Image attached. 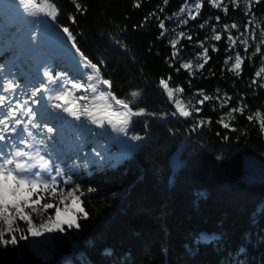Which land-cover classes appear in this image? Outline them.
Wrapping results in <instances>:
<instances>
[{
    "label": "trees",
    "instance_id": "16d2710c",
    "mask_svg": "<svg viewBox=\"0 0 264 264\" xmlns=\"http://www.w3.org/2000/svg\"><path fill=\"white\" fill-rule=\"evenodd\" d=\"M77 2L87 9L83 15L75 12L71 0H36L40 7L55 4L60 15L57 27L38 37L35 44L29 40L33 22L39 30L50 18L38 8L24 11L15 4L5 7L0 23L4 17L9 29H0V46L8 40L28 39L19 55L5 52L0 57V73L15 78L21 85L29 81L35 84L43 66L50 63L57 72L78 76L74 50L58 30L59 25L69 26L81 50L94 62L103 59L108 65L102 72L104 78L112 80L116 95L157 116L133 118L129 136L140 135L143 139L139 141L129 140L107 125L105 131L86 120L73 121L72 117L53 120L58 129L53 155L59 154L64 161L62 167L70 169L68 174L85 193L81 206L88 217H78L79 229L65 227L64 232H52L50 238L47 233L37 237L27 234V239L20 240L17 234L15 246H0V264H264V183L251 184L240 179L255 172V165L245 159L247 154L257 156L256 167L264 173V133L259 130V117L251 123L238 117L232 123L239 131L229 132L227 142L221 139L227 130L215 124L219 114L227 109L217 105V110L212 111L210 101L205 102L200 115L211 117L212 127L199 133L189 134L185 131L187 123L171 116L158 118L161 113L175 110L158 88L159 78L169 74L170 86L185 88L177 98L194 102L197 90L215 95L219 88L220 94L227 92L234 100L237 93L244 94L249 105L247 114L255 116L259 110L264 115V89L254 93L248 87L254 71L261 66L258 59L253 58V63L246 60L241 77H233L224 65L227 55H233L227 51V30L221 32V41H214L212 23L199 27L209 18L217 30L225 23L242 25L247 19L242 11L246 0H239L236 8L229 5L227 17L204 0L199 14L192 10L194 6L190 9L195 20L180 13V8L191 0H168L166 5L163 0ZM137 2L139 8L134 7ZM160 7L164 9L162 13ZM251 8L255 15L250 18L260 32L264 30V0ZM152 12L164 19L169 29L163 39H157L160 30L155 17L145 27H139ZM68 13L76 15L77 25L67 20ZM217 15L221 16L220 22H215ZM177 18H187L188 24L178 23ZM173 28L176 34L183 31L193 37L192 41L180 38L177 47H182L181 62L198 59L202 49L196 45L201 41L209 48L210 59L204 69L190 75L183 69L176 73L167 66L165 59L171 58L172 52L168 41L176 38L170 31ZM232 33L235 35V30ZM21 55L25 56L23 60L18 59ZM260 79L264 80V73ZM133 89L141 92L143 103L140 97L129 96ZM104 104L105 101L89 99L85 106L100 109L98 114L103 115ZM217 131L221 137L216 136ZM189 140L193 141L182 155L186 163L174 172L172 156ZM93 149L101 153L102 161L95 157ZM85 153L88 167H72L74 161L81 165L85 162ZM88 188L95 191L88 192ZM52 202L59 206L58 201ZM54 213L55 209L48 210V214ZM5 238H9L7 234ZM241 247L244 253L239 252Z\"/></svg>",
    "mask_w": 264,
    "mask_h": 264
},
{
    "label": "snow or ice",
    "instance_id": "6c2138e0",
    "mask_svg": "<svg viewBox=\"0 0 264 264\" xmlns=\"http://www.w3.org/2000/svg\"><path fill=\"white\" fill-rule=\"evenodd\" d=\"M71 2L75 6L76 13L81 15L86 13L87 9L82 7L77 0H71ZM207 2L211 8L221 10L226 17L229 13V5L233 8L240 6L239 0H228V3L224 0H207ZM163 3L166 5L168 0H163ZM260 3L261 0H246L242 11L247 19L242 25L235 22L230 25L225 23L217 30L211 18L199 25L203 29L206 23H212L211 39L214 41H221V32L227 30L225 36L227 51L232 52L233 55H227L224 65L233 77H241L242 65L246 60L253 63V58L258 59L261 66L259 70L254 71L248 84L254 93L257 89H264V80L260 79L264 73V30L258 32L250 18L255 15L251 6ZM12 4H15L18 10L24 11L38 8L50 18L47 22L52 23L53 26H56L60 15L55 4L40 7L36 0H14L12 3L5 4L4 7ZM193 6L196 14H199L204 6V0H191L190 4H185L180 8V13L195 20L196 16L190 10ZM134 7L139 8L140 3H135ZM159 11L162 13L163 7H160ZM152 17H155L160 30L157 39H163L169 29H166L165 20L161 19L156 12L146 16L139 27H145ZM166 19L172 20L173 17H166ZM67 20L73 26L78 23L76 15L72 13L67 14ZM220 20L221 16L217 15L215 22H220ZM178 23L187 25L188 19L185 18L182 21L178 19ZM33 25L29 40L35 44L39 37V30L35 26V21ZM58 30L62 31L66 40L70 42V48L74 50L72 55L76 58L78 76L70 75L68 71L57 72L49 63L43 66L38 83L33 84L29 81L28 84L21 85L15 78H6L0 83V246L2 247L15 246L18 243L17 234L20 240H25L28 238L27 234L37 237L44 233L64 232L65 227L79 229L78 217L84 219L88 217L87 211L81 206L83 204L81 197L85 193L73 180L72 175L68 174L70 169L67 166L62 167L64 161L59 154L53 155L55 148L53 141L58 131L52 123L53 120H67L68 117H72L73 121L86 120L105 131H107V125L111 126L113 132L122 134L129 140L139 141L143 139L140 135L129 136V127L135 122L133 118L143 117L146 114L157 116V113H148L143 107H135L131 100L118 97L112 90V80L104 78L102 69L106 70L108 67L105 61L99 59L94 62L90 59L78 46L77 36L69 26L59 25ZM232 30H235V35ZM170 31L176 33L175 28ZM181 37L187 41L193 39L192 35L183 31L177 33L176 38L168 41L172 52L171 58H166L165 63L168 67L174 68L176 73H180L183 69L193 75L198 69H204L205 64L208 63L209 48L201 41L196 45L202 49V52L197 54L198 59L195 65L192 61L181 62L182 47H177ZM213 48L215 49V45ZM229 61H231L230 65ZM176 64L179 66L176 67ZM2 68L3 66L0 65V70ZM221 74H223V69ZM211 75L215 76L216 73L211 72ZM171 80V74L167 78H159L158 88L175 110L161 113L158 118L171 116L178 121L186 122L188 126L185 131L189 134L199 133L203 129L212 127L211 117L200 115L204 111L205 102L210 101L212 111L217 110V105L220 109H227L220 113L215 121L221 129L227 130L222 137L220 131L215 133L225 142L230 138L229 132L239 131L232 123L238 117L250 123L259 117V130L264 133V115L259 110L255 112V116L247 114L249 105L245 102L244 94L237 93L234 100L233 96L227 92L220 94L219 88L216 89L217 94L215 95L206 94L203 89H199L193 94L198 98H195L194 102L189 99L185 104L175 96V93L183 94L185 88L170 86ZM89 93L92 94L91 97ZM129 96L133 99L140 97V103H143L142 94L138 89L130 90ZM89 99L105 101L103 115L98 114L100 109L92 110L85 106ZM50 144L52 148L49 147ZM92 151L100 161L104 159L99 151L96 149ZM87 156L88 154L85 153V162L82 165L74 161L72 167L87 168L89 163ZM69 185L71 187L65 191V187ZM93 191L95 189L88 188V192ZM52 201H58L62 207H58ZM50 209H55L54 216L48 214ZM6 234L9 237L7 239ZM239 252L244 253L245 249L241 247Z\"/></svg>",
    "mask_w": 264,
    "mask_h": 264
},
{
    "label": "rangeland",
    "instance_id": "374dc122",
    "mask_svg": "<svg viewBox=\"0 0 264 264\" xmlns=\"http://www.w3.org/2000/svg\"><path fill=\"white\" fill-rule=\"evenodd\" d=\"M3 2V0H0V4ZM193 11H195V9L193 8L192 9ZM51 24L48 22L46 25H43L40 29H39V37H42L44 35H47L50 31H51ZM5 29H9V26H6ZM174 36H176V33H174ZM27 39L28 38H24L22 41L18 42L17 45H14L12 46L11 43H9L10 47L12 49H18V48H21V47H24L26 45V42H27ZM20 50L18 51V54L20 53ZM17 54V55H18ZM20 59L21 58H25L24 55H21L19 57ZM202 58V57H201ZM185 61H189V60H185ZM193 64L195 65V63L197 62V60L195 59V61L193 60L192 61ZM178 93H175V96H177ZM178 99H180L181 101H183L185 104L187 103L188 100L182 98V97H179ZM185 161H182L181 159V164H184ZM251 166L255 165V172H250V173H256V174H264L263 171H262V168L261 167H256V163H253V164H250ZM177 172V171H176ZM58 207H62V205H59ZM52 236V232L51 233H47V237H51Z\"/></svg>",
    "mask_w": 264,
    "mask_h": 264
},
{
    "label": "water",
    "instance_id": "95a60500",
    "mask_svg": "<svg viewBox=\"0 0 264 264\" xmlns=\"http://www.w3.org/2000/svg\"><path fill=\"white\" fill-rule=\"evenodd\" d=\"M192 141L193 140L187 141L178 150H184V148ZM245 159L249 164H253L257 161V156L254 154H247ZM182 166L183 164H180L177 168L173 167V171H178ZM240 179H245L252 184H261L264 183V174L246 173Z\"/></svg>",
    "mask_w": 264,
    "mask_h": 264
},
{
    "label": "bare ground",
    "instance_id": "6f19581e",
    "mask_svg": "<svg viewBox=\"0 0 264 264\" xmlns=\"http://www.w3.org/2000/svg\"><path fill=\"white\" fill-rule=\"evenodd\" d=\"M182 150H177L172 158V164L175 168H177L181 164V155H182Z\"/></svg>",
    "mask_w": 264,
    "mask_h": 264
}]
</instances>
